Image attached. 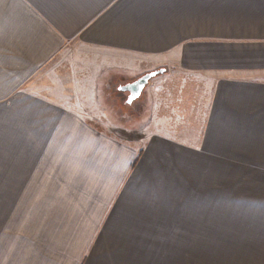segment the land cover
I'll return each instance as SVG.
<instances>
[{"label":"crops","instance_id":"crops-1","mask_svg":"<svg viewBox=\"0 0 264 264\" xmlns=\"http://www.w3.org/2000/svg\"><path fill=\"white\" fill-rule=\"evenodd\" d=\"M160 68L115 118L113 82ZM0 128L37 236L0 264H119L160 227L264 264V0H0Z\"/></svg>","mask_w":264,"mask_h":264},{"label":"rangeland","instance_id":"rangeland-1","mask_svg":"<svg viewBox=\"0 0 264 264\" xmlns=\"http://www.w3.org/2000/svg\"><path fill=\"white\" fill-rule=\"evenodd\" d=\"M125 81V80H122ZM112 84V109H115V115L119 118L127 116L139 117L143 111H147L150 107V97L152 96V90H145L139 99L133 103H127L129 93L122 91L118 88L121 83L116 80ZM120 107V108H119ZM135 121H132V125ZM134 127V128H133ZM130 131V136L134 137L139 134L135 131V125ZM6 133L5 129L0 128V133ZM5 170V169H3ZM7 176L5 174L0 175V246L15 247L19 250V256L23 253L28 254L26 249L33 246V239H37L34 228L31 230L25 227L24 218L27 219L28 206H25L21 199L22 192H16L9 185L7 188ZM30 198V193H27V199ZM52 226L51 222L48 224ZM160 227V222H159ZM160 233L164 235L163 238L151 239V237L143 240V245L139 249V253H130L132 244L129 241L127 249L129 253L124 254L119 264H204V257L206 258V264L210 263V260L214 258L212 255H201L198 252L200 249L199 239H175L169 240L166 238V228L161 229ZM150 233V232H149ZM30 240L32 243H30ZM125 248V251L127 250ZM16 252V251H15ZM17 261V260H16Z\"/></svg>","mask_w":264,"mask_h":264},{"label":"water","instance_id":"water-1","mask_svg":"<svg viewBox=\"0 0 264 264\" xmlns=\"http://www.w3.org/2000/svg\"><path fill=\"white\" fill-rule=\"evenodd\" d=\"M162 72H164V68L148 71L142 74V76H140L135 81L124 85L122 87V91L130 92L128 99H127V103H133L134 101L139 99L144 89L146 88V86L150 83V81Z\"/></svg>","mask_w":264,"mask_h":264},{"label":"flooded vegetation","instance_id":"flooded-vegetation-1","mask_svg":"<svg viewBox=\"0 0 264 264\" xmlns=\"http://www.w3.org/2000/svg\"><path fill=\"white\" fill-rule=\"evenodd\" d=\"M126 85V84H125ZM124 85H121L120 86V90H122V87H123ZM129 94H130V92L129 91H127ZM129 96V95H128ZM128 99V98H127Z\"/></svg>","mask_w":264,"mask_h":264}]
</instances>
